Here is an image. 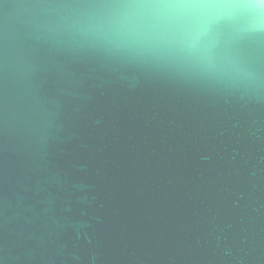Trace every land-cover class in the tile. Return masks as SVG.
<instances>
[{
	"label": "water",
	"instance_id": "obj_1",
	"mask_svg": "<svg viewBox=\"0 0 264 264\" xmlns=\"http://www.w3.org/2000/svg\"><path fill=\"white\" fill-rule=\"evenodd\" d=\"M112 0H0V264H264V36L236 85L128 57Z\"/></svg>",
	"mask_w": 264,
	"mask_h": 264
},
{
	"label": "clouds",
	"instance_id": "obj_2",
	"mask_svg": "<svg viewBox=\"0 0 264 264\" xmlns=\"http://www.w3.org/2000/svg\"><path fill=\"white\" fill-rule=\"evenodd\" d=\"M80 31L128 57L242 85L257 77L241 44L264 36V0H112Z\"/></svg>",
	"mask_w": 264,
	"mask_h": 264
}]
</instances>
